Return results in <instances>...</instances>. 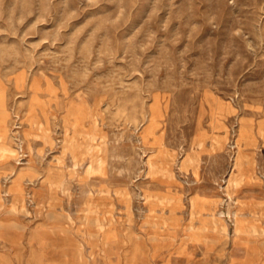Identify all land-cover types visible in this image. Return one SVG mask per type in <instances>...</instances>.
<instances>
[{
  "label": "rangeland",
  "instance_id": "1",
  "mask_svg": "<svg viewBox=\"0 0 264 264\" xmlns=\"http://www.w3.org/2000/svg\"><path fill=\"white\" fill-rule=\"evenodd\" d=\"M264 264V0H0V264Z\"/></svg>",
  "mask_w": 264,
  "mask_h": 264
},
{
  "label": "crops",
  "instance_id": "2",
  "mask_svg": "<svg viewBox=\"0 0 264 264\" xmlns=\"http://www.w3.org/2000/svg\"><path fill=\"white\" fill-rule=\"evenodd\" d=\"M229 264H238V263L236 261H234V260L231 259V261H230Z\"/></svg>",
  "mask_w": 264,
  "mask_h": 264
}]
</instances>
